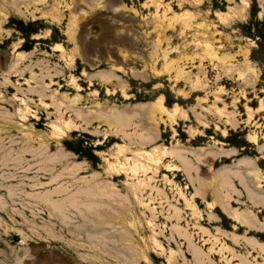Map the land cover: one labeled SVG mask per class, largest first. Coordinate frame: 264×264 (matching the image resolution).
I'll return each mask as SVG.
<instances>
[{"label": "rangeland", "instance_id": "obj_1", "mask_svg": "<svg viewBox=\"0 0 264 264\" xmlns=\"http://www.w3.org/2000/svg\"><path fill=\"white\" fill-rule=\"evenodd\" d=\"M21 9L0 10V264H264V0Z\"/></svg>", "mask_w": 264, "mask_h": 264}, {"label": "bare ground", "instance_id": "obj_2", "mask_svg": "<svg viewBox=\"0 0 264 264\" xmlns=\"http://www.w3.org/2000/svg\"><path fill=\"white\" fill-rule=\"evenodd\" d=\"M33 1H35V0H0V10H2V9H4V7L8 10V9H12V8H14V10L16 11V12H18V13H20L21 15H26V12L24 11V10H22L21 9V5L22 4H24L26 7H28L29 6V4L31 3L32 4V2ZM55 17V16H54ZM5 19V15H2L1 13H0V30L2 29V25H3V22L5 21L4 20ZM4 20V21H3ZM74 25V24H73ZM73 29V28H72ZM71 29V30H72ZM73 31V30H72ZM68 33H70V32H68ZM72 33V32H71ZM70 33V34H71ZM60 46V45H59ZM61 47V46H60ZM22 58V57H21ZM16 59V58H15ZM20 60V59H19ZM16 61V60H15ZM7 72H8V70H7ZM8 74V73H7ZM161 101H162V98H161ZM177 109V108H176ZM175 109V110H176ZM88 121V120H87ZM114 121V120H113ZM118 121V120H117ZM12 122V121H11ZM12 123H14V122H12ZM12 125V124H11ZM10 125V126H11ZM15 125V124H14ZM12 127V126H11ZM11 127H5V128H7L9 131L11 130ZM14 127V126H13ZM5 128H2V129H5ZM7 131V130H6ZM3 136V135H2ZM2 138V137H1ZM28 138V137H27ZM23 139H24V137H23ZM1 140V139H0ZM12 141V140H11ZM28 141V140H27ZM2 142V141H1ZM4 142V141H3ZM10 142V141H9ZM29 142H31V141H29ZM139 142V141H138ZM144 143V142H143ZM25 144H26V142H25ZM142 144V143H141ZM25 147V146H24ZM10 148V147H9ZM33 149V148H32ZM15 151V150H14ZM40 151V150H39ZM37 152V151H36ZM149 152V151H148ZM20 153H21V151H20ZM43 154H44V151L42 152ZM156 153V152H155ZM176 153V152H175ZM2 154V153H1ZM37 154V153H36ZM64 154V153H63ZM152 154V153H151ZM38 155V154H37ZM45 156H46V154H45ZM64 156V155H63ZM155 157V156H154ZM35 158H37V156L35 157ZM41 158H43L42 156H41ZM46 158V157H45ZM10 159H11V157H10ZM38 159H40V158H38ZM152 159H154V158H152ZM11 161V160H10ZM37 162H38V160H37ZM41 162H43V160L41 161ZM45 162V161H44ZM170 166V165H169ZM47 167V166H46ZM80 168V167H79ZM185 168H187V167H185ZM41 169V168H40ZM44 169V167H42V170ZM175 169H177V168H175ZM77 170V169H76ZM177 171V170H176ZM189 171V170H188ZM39 172V171H38ZM41 172V171H40ZM226 172V171H225ZM187 173V172H186ZM223 174V173H222ZM41 178H43V177H41ZM81 178V177H80ZM96 178V177H95ZM98 178V177H97ZM59 179H63V174H57V175H51L50 177H49V181L48 182H53V181H57V180H59ZM77 181V180H76ZM92 181V180H91ZM94 182V181H93ZM243 182V181H242ZM84 183H86V181L84 182ZM100 183L101 182H99V185H100ZM109 183V182H108ZM39 186H40V184H43L42 183V181L39 179ZM83 185H85V184H83ZM99 185H97V186H99ZM103 186H104V183L102 184ZM107 186V185H106ZM89 187H92L91 185L89 186ZM80 188V187H79ZM105 188V187H104ZM113 187H111V189H112ZM91 190V189H90ZM105 190V189H104ZM98 191V190H97ZM107 191V190H106ZM66 193L65 195H67V193L69 192V189H66V188H62V189H59L58 191H52V192H50L49 193V196H50V198H52L53 197V195L54 194H57V193ZM83 192V191H82ZM89 192V191H88ZM105 192V191H104ZM103 192V193H104ZM94 193V192H93ZM111 193V192H110ZM109 193V194H110ZM251 193V192H250ZM86 194V193H85ZM95 194V193H94ZM88 195V193H87V195H84V196H80V195H76V192H75V194L73 195V194H71L74 198V200L76 201V214L77 215H80V216H82V217H86V216H90L91 214H93V213H97V212H100V207H99V202H100V200L98 199V196H96V195ZM119 194V193H118ZM118 194H116V195H118ZM209 194V193H208ZM215 194V193H214ZM216 194H218V193H216ZM215 194V195H216ZM111 195H112V193H111ZM115 195V194H114ZM70 196V195H69ZM46 197V196H45ZM78 197L80 198V199H78ZM84 197V198H88V200H89V203L88 202H86V201H84V200H82V198ZM119 197V196H118ZM204 197V196H203ZM66 198H68V197H66ZM65 198V199H66ZM72 198V197H71ZM105 198V197H104ZM103 198V199H104ZM110 198V197H109ZM108 198V199H109ZM187 198V197H186ZM240 198V197H239ZM102 199V198H101ZM203 199V198H202ZM51 200H53V199H51ZM68 200V199H67ZM82 200V201H81ZM110 200V199H109ZM112 200V199H111ZM123 200V199H122ZM54 201V200H53ZM59 201V200H58ZM63 202H64V199L62 200ZM117 200L115 199V202H116ZM120 201V200H119ZM59 203V202H58ZM67 203V202H66ZM108 204V203H107ZM186 203H184V205H185ZM189 204V203H188ZM127 205V204H126ZM101 206V205H100ZM104 206V205H103ZM102 206V207H103ZM108 206V205H107ZM120 206H121V204H120ZM123 206V205H122ZM193 206V205H192ZM213 206V205H212ZM138 207V206H137ZM123 208V207H122ZM127 208V207H126ZM150 208V207H149ZM190 208V207H189ZM193 208V207H192ZM222 208H223V210H224V212L229 216V217H231L233 220H235V221H237V222H242V223H244V224H246V225H250V226H252V225H254V223L253 222H251L250 220H248V219H246V216L243 214V216L238 212V211H232V209L230 208V204L229 203H224V204H222ZM120 209V208H119ZM129 209V208H128ZM146 209H148V208H146ZM212 209H213V207H212ZM221 209V208H220ZM138 210V209H137ZM149 210V209H148ZM178 211V210H177ZM102 212V211H101ZM152 212V211H151ZM194 212V211H193ZM196 212V211H195ZM174 213H175V211H174ZM98 214V213H97ZM100 214V213H99ZM98 214V215H99ZM103 214V213H102ZM176 214V213H175ZM175 214H172V216L173 215H175ZM107 215H109V214H107ZM111 215V214H110ZM97 216V215H96ZM172 216L170 217V218H172ZM176 216V215H175ZM213 216V215H212ZM103 217V216H102ZM101 217V218H102ZM105 217V216H104ZM103 217V218H104ZM109 217V216H108ZM111 217V216H110ZM157 217V216H156ZM183 217V216H182ZM211 217V216H210ZM88 218V217H87ZM114 218V217H113ZM177 218V217H176ZM175 218V219H176ZM215 218V217H214ZM213 218V219H214ZM86 219V218H85ZM96 219V218H95ZM98 219H100L99 217H98ZM110 219V218H109ZM179 219V218H178ZM89 220V219H88ZM104 220V219H103ZM100 221H101V219H100ZM170 221V220H169ZM179 221V220H178ZM182 222V221H181ZM201 222V221H200ZM100 223H104V222H100ZM106 223H107V221H106ZM90 224H92V223H90ZM112 224V223H111ZM179 224V223H178ZM95 225V224H94ZM106 225V224H105ZM97 226H99V225H97ZM96 226V227H97ZM174 226H176V225H174ZM245 226V225H244ZM101 227V226H100ZM181 228V227H180ZM187 229V228H186ZM99 230V229H98ZM173 230V229H172ZM181 230V229H180ZM201 230H203L204 231V229H202L201 228ZM174 232V231H173ZM172 232V233H173ZM186 232V231H185ZM182 233H183V230H182ZM176 235V234H175ZM203 235V234H202ZM179 237V236H178ZM186 237V236H185ZM190 238V237H189ZM247 240H249V239H247ZM246 240V241H247ZM251 240V239H250ZM249 240V241H250ZM249 241H248V243H249ZM237 242V241H236ZM253 244H255L254 243V240H252L251 241ZM250 242V244H252ZM256 245V244H255ZM196 248V247H195ZM259 249V248H258ZM260 249H263L264 250V246H262ZM255 250V249H254ZM196 253H198L197 251H196ZM195 253V254H196ZM198 261V260H197ZM202 261V260H201ZM203 262V261H202Z\"/></svg>", "mask_w": 264, "mask_h": 264}]
</instances>
